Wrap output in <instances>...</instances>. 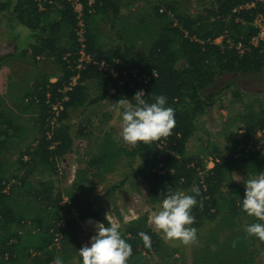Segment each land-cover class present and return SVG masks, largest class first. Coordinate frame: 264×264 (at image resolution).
I'll use <instances>...</instances> for the list:
<instances>
[{"label":"trees","instance_id":"1","mask_svg":"<svg viewBox=\"0 0 264 264\" xmlns=\"http://www.w3.org/2000/svg\"><path fill=\"white\" fill-rule=\"evenodd\" d=\"M49 1L52 3L43 2V10H39L36 0H0V16L9 21L11 30L21 26L30 32L24 42L21 39L20 48L16 44V48L21 50L19 55H30L33 59L42 55L54 58L61 70L55 82L45 79L37 85L36 92L24 98L29 100V107H39V112L33 144L21 154L22 168L45 165L52 172L56 171L57 159L66 154L72 145L68 126L62 122L67 116L66 111L105 99L108 84L115 90L110 97L116 101L122 97L131 99L136 93L135 89L128 82L121 86L118 82L133 78L131 72L135 71L137 78H148L143 85L146 101L152 103L153 97L158 95L167 97L166 106L175 111V127L170 136L160 141L148 145L138 142L136 146L127 145L126 148L119 146L114 151L111 149L114 143L107 138L100 145L102 154L97 161L104 165L106 160H113L122 153L140 157L137 175L146 185L152 203L159 202L160 193L168 187L181 192L191 189L193 185L199 187L201 194L196 197L197 205L191 210L195 217L192 227L201 226L222 211H226L230 217L246 214L239 204L244 193L230 174L236 163L248 174L251 167L252 173L264 170V108L257 115L250 114L244 128V136L250 139L261 132L260 144H255L254 151L245 153L240 150L233 157L218 156L213 167L207 170L194 164V159L186 155L185 143L194 131V119L213 106L216 94L205 91L215 84L217 78L226 74H258L264 68V43L258 46L249 44L257 33L252 25L253 20L263 12L264 4H259L257 0H211L203 12L195 16L177 14L172 8L159 13V8H156V38L143 54H130L128 51L131 48L127 46L122 56L115 50H104L98 35L86 25L84 53L90 61L75 70L74 62L69 64L63 60L66 54L75 59L80 49L75 34V14L68 0ZM81 1L85 6V19L95 21V18L107 16L114 21L119 14L120 0H93L94 11L91 14L86 12V2L89 0ZM251 2H255L254 7L238 9ZM234 9L237 11L233 12ZM220 36H224L221 44H214L213 40ZM227 40H230V44ZM239 42L247 48L243 53L233 46ZM101 64L107 66V72L102 71ZM75 76L76 84L66 94L68 100L64 103L65 110L61 113L59 124L49 131L46 128L49 116L46 96H49V103H54L56 92ZM91 82L103 89L95 98H89L87 84ZM27 132L28 127L17 123L2 108L0 101V156L15 142L24 141ZM3 168L4 162L0 159V256L7 254L6 261L17 262L22 259L17 255L32 257L29 251L35 250L40 253L32 257L37 264H52L56 251L55 238L60 236L61 248L72 232L75 219L72 210L68 207L66 215L61 214V196L55 194L52 197L51 186L27 194L21 193V190L15 191L13 187L16 185L5 191L8 180L2 175ZM17 182L19 189L25 188L24 178ZM223 187H226V192L222 191ZM24 199L27 200L25 204L22 203ZM32 211L37 213L32 215ZM76 211L79 219L86 218L89 213L81 208ZM251 218L250 223L260 222ZM40 220L44 223H37L35 232L32 236L28 235L25 225ZM134 225L119 229L122 238L132 247L127 264H147L143 251L148 253L161 247L159 238L154 232L139 230ZM141 232L151 238L150 247L145 246L139 235Z\"/></svg>","mask_w":264,"mask_h":264},{"label":"rangeland","instance_id":"2","mask_svg":"<svg viewBox=\"0 0 264 264\" xmlns=\"http://www.w3.org/2000/svg\"><path fill=\"white\" fill-rule=\"evenodd\" d=\"M210 2L211 0H120L119 14L114 21L105 16L95 18V21L84 19V24L98 35L104 50H115L122 56L127 46L131 48L128 53L143 54L156 38V8H159V13L172 8L177 14L195 16L202 13ZM257 2L264 4V0ZM87 4L88 2L86 6ZM262 11L260 14L264 17V7ZM1 17L0 101L2 108L17 123L28 127L24 141L15 142L1 153L0 159L4 162L2 175L8 180L6 188L16 185L14 190H21V193L40 191L51 186L52 197L60 194L64 211L68 207L72 210V217L75 218L72 232L61 248L59 243L56 245L53 259L59 256L64 264H82L76 251L95 234L94 223L101 222L107 227L108 222L115 221L119 223L120 230L135 224L133 227L139 230H150L157 234L161 247L148 253L143 251V259L147 264H264V243L245 233L244 226L252 218L244 213L230 217L226 211H222L212 220L204 221L201 226L195 227L197 243L191 245L166 240L162 233L154 229L151 212L159 207L160 201L150 202L148 189L137 175L141 158L122 153L113 160H106L104 165L97 161L102 154L100 145L107 138L114 143L111 148L113 151L119 146L127 147L119 135L121 118L111 107L116 100L110 97L115 93L110 84L107 86L105 99L66 111L67 116L62 122L68 126L72 145L66 154L57 159L56 171L52 172L45 165L22 168L21 154L33 144L39 112V107H29V100L24 98L36 92L37 85L45 79L55 82L61 75V70L54 58L45 55L35 59L30 55L21 57V50L16 48V44L20 48L21 42L25 41L30 32L21 26L12 31L9 21ZM77 51L75 59H71L70 54H66L63 59L69 64L74 62L75 70L81 69L85 63H80L85 58ZM100 67L103 72L108 71L107 66L101 64ZM71 82L72 80L69 84ZM125 82L135 92L142 90L145 84L141 78H128L118 82V85ZM69 84L56 92V101H60L63 106L55 121L51 123L46 119L49 131L59 124L61 113L65 110L64 103L68 100L66 94L69 91L66 88ZM87 89L89 98H95L103 92L102 87L94 82L87 84ZM208 92L216 94L213 106L194 119V131L185 143L186 155L194 159V164L207 170L213 167L218 156L233 157L240 150H249L251 148L247 145L250 141L254 147L255 144H260L257 135L254 139L244 136V128L248 122L247 117L250 114L257 115L264 108V68L258 74L221 76L205 91ZM47 136L49 138V132ZM252 169L253 167L249 169L250 173ZM249 174L239 163L235 164L230 174L243 193V180L259 173ZM21 178H24L26 185L19 189L17 180ZM222 191L226 192V187ZM182 193L192 194L191 189ZM26 201L24 199L22 203L25 204ZM78 208L88 211V217L79 219L76 211ZM36 213L37 211H32V215ZM37 223L42 225L44 222L40 220L27 224L28 235L32 236ZM30 239L34 241L33 237ZM17 258L22 259L13 262L0 258V264H37L32 257L17 255Z\"/></svg>","mask_w":264,"mask_h":264},{"label":"clouds","instance_id":"3","mask_svg":"<svg viewBox=\"0 0 264 264\" xmlns=\"http://www.w3.org/2000/svg\"><path fill=\"white\" fill-rule=\"evenodd\" d=\"M145 95L143 90H138L131 99L122 97L111 106L121 118L120 137L133 147L138 142L148 145L167 138L176 123L174 109L166 106V96H154V102L149 103ZM243 184L244 198L239 201L241 210L260 221L246 224L244 231L249 237L264 242V172L243 180ZM191 193H182L171 187L160 193V205L151 212V220L154 229L162 233L166 240L179 241L183 245L197 243V229L191 227L195 223L191 210L197 205L196 197L200 196L201 190L193 185ZM119 228V223L115 221L108 222L107 227L95 222V234L76 251L82 264H127L132 247L122 238ZM139 235L145 246L150 247L151 238L143 232ZM52 264L64 262L57 256Z\"/></svg>","mask_w":264,"mask_h":264},{"label":"built area","instance_id":"4","mask_svg":"<svg viewBox=\"0 0 264 264\" xmlns=\"http://www.w3.org/2000/svg\"><path fill=\"white\" fill-rule=\"evenodd\" d=\"M47 2L48 4H51L52 2L49 1V0H36V2H38V7H39V10H43V2ZM68 2L70 3V6L72 8V11L74 12L75 14V18L77 20V24H76V29H75V34H76V37H77V41L79 42V46H80V49H79V53L82 55L83 59L85 58V60H80V63L81 62H89L90 61V58L84 53V42H85V24H84V19H85V6L84 4L82 3L81 0H68ZM92 5H93V0H89L88 1V4H87V10L86 12H93L94 10L92 9ZM255 5V2H251L249 4H245L241 7H239L238 9H242V8H245V9H249V8H252L254 7ZM237 11V9H234L233 12ZM264 20V17L262 14H258L255 16L254 20H253V23L252 25L257 29V33L255 36H253L249 42L250 45H253V46H258L259 43H264V24H262ZM224 39V36H220L216 39L213 40V43L214 44H217V45H220L221 42L223 41ZM228 44H230V40H227L226 41ZM232 46V44L230 45V47ZM235 47V49L239 52V53H243L245 49L243 44L241 42L237 43L236 45H233ZM131 75L133 78H137L136 76V72L135 71H132L131 72ZM76 79H77V76L71 78L72 82L69 84V86L66 88V89H71V87L73 85H75L76 83ZM144 83L146 84V82L148 81V78H145L144 80ZM143 90V88H142ZM35 99V98H34ZM46 103L49 105V110H48V113H49V116H48V120L51 121V123L53 121H55L60 113V111L62 110V103L60 101H56L54 103H49V96H46ZM36 100V99H35ZM26 101H28V99H26ZM37 101V100H36ZM257 137L258 139L261 138V132H257ZM252 145V146H251ZM247 147L251 148V149H244V152L247 153L249 151H254L255 150V147L253 146V143L252 141L249 142V144L247 145ZM258 148V147H257ZM26 159V158H25ZM8 188L5 189V191L7 190ZM60 207H61V214H64L65 211H64V208L63 206L61 205L60 203ZM59 239H60V236H57L54 240V245L56 246L58 243H59ZM29 254L32 256V257H35V256H39L40 253L35 251V250H30L29 251ZM0 258H3L4 260H6L8 258L7 254L5 255H2L0 256Z\"/></svg>","mask_w":264,"mask_h":264},{"label":"crops","instance_id":"5","mask_svg":"<svg viewBox=\"0 0 264 264\" xmlns=\"http://www.w3.org/2000/svg\"><path fill=\"white\" fill-rule=\"evenodd\" d=\"M27 224H28V223H27ZM27 224L25 225V229H27L26 227H28V225H27Z\"/></svg>","mask_w":264,"mask_h":264}]
</instances>
